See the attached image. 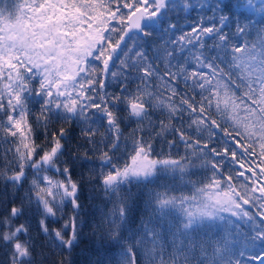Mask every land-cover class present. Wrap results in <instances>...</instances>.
I'll use <instances>...</instances> for the list:
<instances>
[{
    "label": "snow or ice",
    "instance_id": "1",
    "mask_svg": "<svg viewBox=\"0 0 264 264\" xmlns=\"http://www.w3.org/2000/svg\"><path fill=\"white\" fill-rule=\"evenodd\" d=\"M0 182V264H264V0H0Z\"/></svg>",
    "mask_w": 264,
    "mask_h": 264
},
{
    "label": "trees",
    "instance_id": "2",
    "mask_svg": "<svg viewBox=\"0 0 264 264\" xmlns=\"http://www.w3.org/2000/svg\"><path fill=\"white\" fill-rule=\"evenodd\" d=\"M195 13L192 14L193 19L195 18ZM134 125H130L132 127ZM127 132L128 129L126 128ZM160 147V142H157V148ZM166 149V146H165ZM81 171V168L78 166L75 170L76 177L78 178V173ZM87 172V167L83 169ZM91 185L85 184L82 193H81V203L83 205V211L81 213L83 219L90 223L92 220L98 218L99 209L105 206V201L102 199L103 193L97 187L96 191H90ZM133 192H136V189H132ZM13 189L11 185L5 186L3 182H0V215H6L7 209H10L13 203L19 204V197L23 195V190H20L16 193V199L13 200L12 197ZM143 198L141 197V207H142ZM67 211V209H66ZM20 222V221H18ZM58 227L59 225H52ZM90 229L86 225L83 228V233L85 238L81 241L79 247L74 249L71 256H68L67 253L61 254L59 250L53 248H46L45 251L48 253V259L44 264H56L57 261L65 259V264L70 260L71 264H90V260L98 258V253L94 251V244L92 240L88 239V233ZM43 239V237H41ZM6 260L5 257V248L0 247V262Z\"/></svg>",
    "mask_w": 264,
    "mask_h": 264
}]
</instances>
